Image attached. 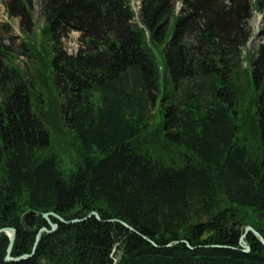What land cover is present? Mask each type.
Segmentation results:
<instances>
[{
  "label": "trees",
  "instance_id": "1",
  "mask_svg": "<svg viewBox=\"0 0 264 264\" xmlns=\"http://www.w3.org/2000/svg\"><path fill=\"white\" fill-rule=\"evenodd\" d=\"M133 1L40 0L60 103L36 96L0 44V229H16L11 256L52 228L44 213L58 224L17 262L5 260L1 232L0 264H264L253 232L250 251L241 245L247 225L264 236V43L246 53L263 0H138L137 11ZM32 9L7 2L26 32ZM75 31L81 47L68 54ZM247 90L253 110L241 116ZM54 117L80 147L70 167L50 152ZM92 211L100 219L57 216Z\"/></svg>",
  "mask_w": 264,
  "mask_h": 264
},
{
  "label": "rangeland",
  "instance_id": "2",
  "mask_svg": "<svg viewBox=\"0 0 264 264\" xmlns=\"http://www.w3.org/2000/svg\"><path fill=\"white\" fill-rule=\"evenodd\" d=\"M10 0H0V44L8 46L12 59L7 60V64L10 66H16L21 69L27 78L34 79L35 94L36 96L42 95L45 100L49 101L50 97L54 96L57 103L61 102V97L55 90L54 76L52 68V59L54 55L52 43L50 40V32L45 29V18L41 13L40 0H32L33 15L35 25L30 31H24L21 27V19L18 16L11 17L7 12V2ZM135 10L139 8L140 2L134 0L132 2ZM262 9H257L252 18L249 20V25L253 31V38L246 48V53L249 51H256L260 43H264V0L262 1ZM174 32V26L170 30L172 35ZM79 32H72L68 38L63 41V48L68 54H76L81 47V41L79 39ZM24 44H29L31 50L29 52H39V57H29L25 53ZM37 54V53H36ZM158 61L162 67V88L168 89L171 85V75L166 62L161 58L159 51H157ZM244 66H249L248 62L244 63ZM40 72L41 80L37 78V72ZM43 80V81H42ZM250 93L247 91L240 93V112L244 113V110L249 112L253 110V107L249 103ZM41 96V97H42ZM51 104V101H50ZM49 105H45V108L49 109ZM243 104L246 108L243 107ZM44 105V103H42ZM250 106V107H249ZM53 108V106H52ZM54 114V112H53ZM240 113V115L242 116ZM251 119V118H250ZM155 123V120L153 121ZM252 129H250L251 132ZM246 131H248V126ZM244 135L241 133V136ZM258 143L255 144V153H260ZM78 141L75 139L74 133L54 117V125L52 126V144L50 152L59 160L61 165L66 168L72 166L74 161L80 158ZM76 219V218H75ZM248 226V225H247ZM251 226V225H250Z\"/></svg>",
  "mask_w": 264,
  "mask_h": 264
},
{
  "label": "water",
  "instance_id": "3",
  "mask_svg": "<svg viewBox=\"0 0 264 264\" xmlns=\"http://www.w3.org/2000/svg\"><path fill=\"white\" fill-rule=\"evenodd\" d=\"M50 214H55V213H53V212L44 213V217L47 219V221L49 222V224L51 225L52 228L51 229H48L47 227L41 228V230L38 232V234L36 236V240H35V244H34L32 253L25 254V255H23L21 257H12L11 256L12 248H13L14 241H15V238H16V229L13 228V227H4V228H1L0 229V233L1 232H6L8 234V236L10 237V244H9L8 251H7V255H6V258H5L6 261H8V262H17L21 258L33 256L34 251L36 250V247L38 246V243H39V241L41 239V233H42V231H46V232L51 233V232H54L58 228V224L51 221V219L49 217ZM93 215L96 216L97 219H100V216H99V214L96 211H92L89 215L85 216L84 218H76V219H72L70 221H66L64 218L60 217L59 215H57V216L62 221L69 222V223H74V222L86 220V219L90 218ZM124 224L128 228L133 229L127 223H124ZM249 232H253L261 240V242L264 244V236L258 230H256L252 226L248 225V226H246V229H245L244 234L241 236V245L243 247L242 250L245 251V252H249L250 251V245L245 240V237H246V235ZM212 246H214V247H224V248H228L227 246H222V245H212Z\"/></svg>",
  "mask_w": 264,
  "mask_h": 264
}]
</instances>
